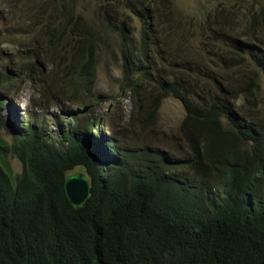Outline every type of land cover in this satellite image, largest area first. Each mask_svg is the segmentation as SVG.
<instances>
[{
	"label": "trees",
	"instance_id": "16d2710c",
	"mask_svg": "<svg viewBox=\"0 0 264 264\" xmlns=\"http://www.w3.org/2000/svg\"><path fill=\"white\" fill-rule=\"evenodd\" d=\"M200 1L97 0L88 20L78 0H0L28 49L14 81H35L55 54H72L79 89L69 99L84 110L54 105L69 119L57 139L46 130L50 112L29 111L19 126L12 114L9 141L2 124L12 102L0 95V264H264V110L249 81L264 75V0H240L246 11L239 0L189 6ZM104 30L118 44L121 94L146 108L138 148L96 109ZM222 42L250 67L232 88L207 72L225 64L213 54ZM173 101L185 117L167 137L156 124ZM76 169L90 183L79 208L65 190Z\"/></svg>",
	"mask_w": 264,
	"mask_h": 264
},
{
	"label": "rangeland",
	"instance_id": "374dc122",
	"mask_svg": "<svg viewBox=\"0 0 264 264\" xmlns=\"http://www.w3.org/2000/svg\"><path fill=\"white\" fill-rule=\"evenodd\" d=\"M170 1L166 2L164 0L166 4ZM203 3V0L199 4L192 2L189 6L196 8L202 6ZM237 3L242 8V11L248 10V6L244 1L239 0ZM78 4L81 5L83 11L85 10V16L88 20L96 14L97 0H78ZM23 12L27 13V9H24ZM8 14L7 7L0 9V95L7 96L12 102V108H8L3 115L2 134L10 141L16 129L15 123L16 126H19L21 122L27 121L29 111L36 112L34 113L35 115L39 112H50L47 118L44 119L46 130L55 139L60 138V128L61 126L66 128L69 120L66 117L60 118V107L65 108V112L68 114L79 115L84 111L83 108L82 110L77 108V105H80V100L73 105L69 99L70 92H75V90L79 89V86L69 78L68 65L71 63L72 54L68 55L64 51L55 54V58H52L54 60V69L47 67L45 75L36 76L35 81H30L29 78L14 81L16 77L13 74L17 73L15 70L18 66L20 70V61L23 59V53L27 52L28 49H22L23 38L17 33L18 31L14 35L11 29L8 28L10 25ZM24 15L26 14L14 15V22L17 23ZM97 18L99 20L98 16ZM246 25V23L241 25L243 26L242 35L245 34ZM232 26L240 25L232 23ZM38 27L40 29L42 24L38 25ZM21 33L24 34V31L22 30ZM105 35L104 44L106 46H103L101 50L97 70L98 79L95 99H98V105L96 109L99 114L106 115L107 120L114 122L116 135L125 146L138 148L145 140L143 124L147 120L146 108L136 106L137 100H133L127 93L121 94L120 89L123 86L124 79H122L119 69L120 52L116 49L118 44L109 32H106ZM27 41L31 42L28 39ZM107 47L112 48L111 52L107 51ZM220 47H222V51H214L213 54L219 56L218 60H223L225 64L222 66L216 63L211 64L207 67V72L217 78H224L220 83L230 88H232L230 78L241 81L245 77H251L250 67L246 63L238 64L240 58L233 49L224 42L220 44ZM249 60L253 62L251 58ZM188 67H193V65ZM252 80L257 81V84L260 85L258 89L259 102L264 110V75L261 74L255 77V71H253L252 78L249 81L252 82ZM112 97L119 101V104H116V108L115 105L111 107V104L107 101ZM90 104L91 101L87 103L88 106ZM54 105L60 107L56 108L57 110L55 111ZM12 114L15 115V123L11 122ZM184 117L185 110L180 102H168L156 124L159 129L158 133L167 137L176 136L174 129L176 126H180ZM70 122L76 121L71 119ZM105 129L106 134H108V127ZM146 133H150V129ZM216 153L217 151H215ZM12 166L16 174L22 172V165L18 160H14ZM80 172V169H76L72 175H77Z\"/></svg>",
	"mask_w": 264,
	"mask_h": 264
},
{
	"label": "water",
	"instance_id": "95a60500",
	"mask_svg": "<svg viewBox=\"0 0 264 264\" xmlns=\"http://www.w3.org/2000/svg\"><path fill=\"white\" fill-rule=\"evenodd\" d=\"M65 190L71 203L79 208L90 196V183L82 174L72 175L66 181Z\"/></svg>",
	"mask_w": 264,
	"mask_h": 264
}]
</instances>
